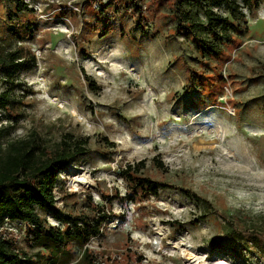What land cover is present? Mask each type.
<instances>
[{
  "label": "rangeland",
  "instance_id": "1",
  "mask_svg": "<svg viewBox=\"0 0 264 264\" xmlns=\"http://www.w3.org/2000/svg\"><path fill=\"white\" fill-rule=\"evenodd\" d=\"M25 1L33 11L8 20L0 0V44L21 43L36 59L0 78V91L9 89L17 101L5 111L8 118L0 111V124H14L11 139L30 130L50 143L65 132L89 138L86 153L58 174L56 209L79 215L91 202L103 206L109 215L103 234L87 244L101 264H187L178 244L191 245L208 262L264 264L249 246L208 245L223 230L218 214L241 228L249 222L264 228V1L251 13L243 9L247 32L188 93L189 69H201L190 40L171 35L170 0H138L141 14L125 0L104 11L110 0ZM141 160V173L191 189L215 212L202 219L203 207L177 188L121 202L129 186L118 170ZM71 167L87 171L93 185L71 188ZM40 214L60 224L53 211ZM5 225L19 248L37 251L27 226Z\"/></svg>",
  "mask_w": 264,
  "mask_h": 264
},
{
  "label": "trees",
  "instance_id": "2",
  "mask_svg": "<svg viewBox=\"0 0 264 264\" xmlns=\"http://www.w3.org/2000/svg\"><path fill=\"white\" fill-rule=\"evenodd\" d=\"M1 1L8 20L14 19L19 12L33 11L25 0ZM115 1L107 2L103 11ZM170 1L173 23L171 35L190 40L196 51L194 60L201 69V74L189 69L187 82L183 85L188 93L193 90V81L201 78L206 69H211L212 63L228 59L229 54H225L224 49L234 42L235 37L247 32L248 21L243 9L251 13L264 0ZM124 3L126 7L134 8L136 14L142 13L138 0H125ZM11 6L14 7V13L11 12ZM140 18L139 15L138 20ZM35 64L36 59L30 48L21 43L10 47L0 44V78H9L15 69ZM219 77L224 81L222 74ZM191 83L193 85L189 87ZM88 87L96 92L92 82H89ZM16 102L9 89L0 91V111H4V114L5 111L14 110ZM2 117L0 114V123ZM5 117L8 118L7 115ZM13 128L10 119L5 125L0 124V264H70L75 260L74 264H101L87 244L92 238L103 234L109 216L103 206L90 201L89 211L79 215L62 216L56 209L58 174L72 160L86 153L89 138L65 132L59 140L50 143L35 130H30L22 138L11 139ZM107 145L113 146V143L107 141ZM156 163L163 167L160 160ZM143 167L144 161L141 160L137 164L128 163L118 170L119 176L129 186L127 193L119 198L121 202H134L138 193L144 197L158 196L162 189L177 188L185 197L203 207L202 219L211 211L215 212L207 198L189 188L146 176L140 172ZM40 211H53L60 224H48ZM218 215L223 220V230L220 235L210 238V249L224 251L226 243L234 242L239 246H249L264 259V228L250 222L241 228L231 218ZM12 222L27 226V240L31 241L32 247L38 248L37 251L30 253L16 245L15 240L4 230L5 224ZM260 223L264 226V219Z\"/></svg>",
  "mask_w": 264,
  "mask_h": 264
},
{
  "label": "bare ground",
  "instance_id": "3",
  "mask_svg": "<svg viewBox=\"0 0 264 264\" xmlns=\"http://www.w3.org/2000/svg\"><path fill=\"white\" fill-rule=\"evenodd\" d=\"M75 113V111L73 110ZM221 136V135H220ZM199 142H202L199 140ZM204 142V141H203ZM215 147L218 144L217 139L209 141ZM70 180L69 185L73 189L78 188H89L93 185V179L90 174L85 170H80L71 167L70 168ZM157 227V226H156ZM180 255L183 257V260L187 264H221L219 262L214 261H206V257L199 255L194 247L186 244H178L176 246Z\"/></svg>",
  "mask_w": 264,
  "mask_h": 264
},
{
  "label": "built area",
  "instance_id": "4",
  "mask_svg": "<svg viewBox=\"0 0 264 264\" xmlns=\"http://www.w3.org/2000/svg\"><path fill=\"white\" fill-rule=\"evenodd\" d=\"M216 9V8H215Z\"/></svg>",
  "mask_w": 264,
  "mask_h": 264
}]
</instances>
